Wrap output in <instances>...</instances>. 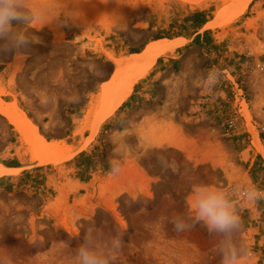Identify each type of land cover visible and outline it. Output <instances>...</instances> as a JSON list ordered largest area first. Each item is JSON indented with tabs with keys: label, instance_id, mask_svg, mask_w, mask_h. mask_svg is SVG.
Listing matches in <instances>:
<instances>
[{
	"label": "rangeland",
	"instance_id": "rangeland-1",
	"mask_svg": "<svg viewBox=\"0 0 264 264\" xmlns=\"http://www.w3.org/2000/svg\"><path fill=\"white\" fill-rule=\"evenodd\" d=\"M244 1L32 0L28 34L41 42L0 53V100L15 101L66 154L33 160L0 119V160L22 166L0 179V264H76L88 229L101 252L122 234L115 264H220L228 238L199 223L178 232L171 221L191 214L193 185L235 186L237 196L242 185L264 190L262 172L250 169V145L257 149L241 111L245 101L264 134V56L248 53L250 41H264V2L235 16ZM178 35L183 44L158 56L94 130L114 59ZM213 67L222 75L209 91L198 77ZM110 158L121 161L119 174H110ZM238 209L246 264H264V199Z\"/></svg>",
	"mask_w": 264,
	"mask_h": 264
},
{
	"label": "clouds",
	"instance_id": "clouds-1",
	"mask_svg": "<svg viewBox=\"0 0 264 264\" xmlns=\"http://www.w3.org/2000/svg\"><path fill=\"white\" fill-rule=\"evenodd\" d=\"M37 18V10L32 6V0H0V53L22 54V50L30 44L40 43L38 37L28 34V27ZM94 74L102 75L99 69ZM222 73L213 67L206 74L198 77L200 87L213 89L219 82ZM160 162L169 167L167 161L160 157ZM110 174H119L121 161L110 158ZM173 170H177L173 167ZM240 196H237L236 187L231 189L221 186L205 184L193 185L191 189V214L177 215L172 223L178 232L191 229L196 223L206 228L210 235H219L228 238V242L217 249L220 264H246L251 256L246 242L241 239V216L238 201L254 202L264 199V190L254 184L242 185ZM90 229L85 233L84 240L76 250V264H115L117 253L122 246V234L111 237L107 248L101 252L90 236Z\"/></svg>",
	"mask_w": 264,
	"mask_h": 264
},
{
	"label": "bare ground",
	"instance_id": "bare-ground-1",
	"mask_svg": "<svg viewBox=\"0 0 264 264\" xmlns=\"http://www.w3.org/2000/svg\"><path fill=\"white\" fill-rule=\"evenodd\" d=\"M245 0L243 7L235 14L241 15L244 12L248 2ZM213 26L215 23H210ZM183 44L182 38L174 40L158 39L149 42L140 53H133L127 58L114 59V72L109 82H106L101 89V110L98 113L97 123L100 122L108 112H112L124 100L128 87L136 82L147 67L160 55H166L175 51ZM1 93V92H0ZM241 111L246 120L248 132L251 134L252 144L256 149L264 154V146L259 139L258 132L250 121L247 105L245 101L241 102ZM0 114L14 126L23 140L29 146L31 157L36 161H50L62 158L66 154V149L58 144L48 141L38 131L37 126L30 120L24 111H22L15 101L4 102L0 100ZM93 130V131H94ZM14 169H7L0 165V176L10 174Z\"/></svg>",
	"mask_w": 264,
	"mask_h": 264
},
{
	"label": "crops",
	"instance_id": "crops-1",
	"mask_svg": "<svg viewBox=\"0 0 264 264\" xmlns=\"http://www.w3.org/2000/svg\"><path fill=\"white\" fill-rule=\"evenodd\" d=\"M251 1V0H250ZM249 1V2H250ZM253 1H255V2H257V1H260V3H262V2H264V0H253ZM248 2V3H249ZM248 5V4H247ZM247 7V6H246ZM246 9V8H245ZM245 9H244V11H245ZM244 13V12H243ZM253 15H251V17H252ZM198 34V33H197ZM177 38H183L181 35H178V36H174V37H172V38H168L169 39V41H171V40H174V39H177ZM161 39V38H160ZM152 40H157V39H151V40H149L147 43H149L150 41H152ZM261 42H264V41H262V40H260V38L257 40V41H253V42H251L250 41V44H249V47H248V53H249V55L251 54V50L253 51V55H255L256 57H257V60L259 59V57L261 58L262 56H264V50H260V49H258L257 50V48H258V46L259 45H257V44H259V43H261ZM146 43V44H147ZM145 44V45H146ZM254 49H256V51H254ZM141 52V50H139V52L138 53H140ZM247 53V54H248ZM131 54H133V53H131ZM131 54H129V55H131ZM171 62H174V61H170V63ZM254 95H258L257 93H255ZM250 101V100H249ZM0 119L1 120H4L5 118L0 114ZM5 121V120H4ZM229 126H231L232 125V121H229V124H228ZM245 132L247 133V134H250V133H248V129H247V127H246V129H245ZM251 135V134H250ZM250 135H248V136H246V138H247V140H248V144H250V142L252 143V139L250 140ZM258 136H259V139H260V141H261V143H262V146H264V140H262V138H261V133H259L258 134ZM254 146V145H253ZM255 147V146H254ZM256 148V147H255ZM250 149H252L253 150V156H252V158H251V165H250V169L252 168L253 170H256V169H259L261 172H262V175H264V154H262V153H260L258 150L256 151L251 145H250ZM0 165H2L3 167H5V168H7V169H20V168H22V166H21V161L17 158V157H9V158H5V159H3V160H0ZM4 176H11V175H4ZM4 176H2V177H4ZM2 177H0V178H2ZM262 177H264V176H262ZM261 181V180H260ZM262 181H264V180H262Z\"/></svg>",
	"mask_w": 264,
	"mask_h": 264
},
{
	"label": "trees",
	"instance_id": "trees-1",
	"mask_svg": "<svg viewBox=\"0 0 264 264\" xmlns=\"http://www.w3.org/2000/svg\"><path fill=\"white\" fill-rule=\"evenodd\" d=\"M200 16H201V13H193L192 15H191V17L194 19V21L195 22H199V20H200ZM207 33L208 32H205V36L204 37H206V39H207ZM161 37H156V38H154V39H160ZM200 38H203V36H201L200 34H198L197 36H196V38H195V41L196 42H199V40H200ZM139 52V50H133L131 53H138ZM130 53V54H131ZM210 66V65H209ZM226 68V66H221L220 67V70H224ZM261 138H262V140H264V134H262L261 133ZM7 178H10V176H4V177H2V178H0V179H7Z\"/></svg>",
	"mask_w": 264,
	"mask_h": 264
}]
</instances>
